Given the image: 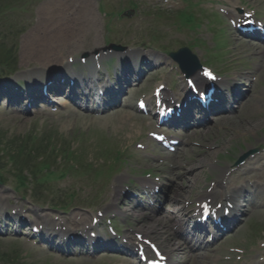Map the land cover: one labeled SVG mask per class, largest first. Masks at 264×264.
I'll return each instance as SVG.
<instances>
[{
	"label": "rangeland",
	"instance_id": "374dc122",
	"mask_svg": "<svg viewBox=\"0 0 264 264\" xmlns=\"http://www.w3.org/2000/svg\"><path fill=\"white\" fill-rule=\"evenodd\" d=\"M53 1L33 0V6L26 14L28 28L20 36V45L17 51L19 75L29 76L28 78L37 75L45 78L47 72L62 68L70 57L74 58L73 68L78 71L79 67L80 69L86 67L80 60L86 57L84 55L91 57L95 49L107 47L110 41L116 45H122L133 53L143 52L150 55L153 53L162 58L164 62L156 68L157 76L146 77L129 90L124 97L122 107L102 115L77 109L67 99L59 102L56 111L47 109L27 114L17 113L7 106L6 101L2 102L0 104V136L10 138L12 140L10 146L13 145L12 147L16 148L17 142L22 143V139L31 131L39 134L44 132L45 139L51 140L54 137L60 138L64 142L69 141L74 149H85L89 162L94 161L95 165H106V162L98 161L95 144L105 142L106 139L110 140L109 142L116 139L118 148L126 150L129 165L125 167V170L117 173L112 180L114 184H117L121 177L127 179L132 177L133 172L141 174L146 170L156 171V173L168 177L173 173L176 175L182 173L181 179L194 178L193 181H195V185L187 190L186 198L206 190L214 183V179L219 177L223 171L222 167L214 169L211 167L212 164H217L215 166L218 167L225 165L233 167V160L238 154H242L248 148L264 145V47L249 46L238 40L231 33L225 22L226 17L220 11V9H228L237 13V9L240 7L248 6L264 14V0H134L137 7L130 6L132 0H56V3ZM189 2L197 4V12L202 13L203 24L196 32L187 30L178 33L176 28L173 31L167 25L168 22L170 25H174L172 20L162 18L158 21L152 15L158 11L161 12V10L174 14L184 9ZM131 8L135 12L130 17L119 16L118 13L131 10ZM202 9L205 11L200 12ZM215 12H218L219 19L224 21H221L218 26L209 23ZM93 21H97L95 29L90 23ZM221 28L224 30L219 33ZM161 29L167 30L168 34L164 32L166 35L163 34L161 42H155L154 40L157 38L152 37L151 32L154 36V32L158 30L160 32ZM217 33L220 38H224L226 46L223 50L215 52L214 48L217 47L215 35L217 36ZM195 38H201L203 41L200 47H194V52L202 62L208 59L207 50L218 55L225 62L221 66L222 68L211 63L216 71L233 76L251 73L253 76L250 86L251 95L246 104L240 106L234 114L221 116L211 120L204 127L189 132L185 143L178 150L176 158L167 157L162 159L164 162H159V159L149 155L155 146H151L149 143L148 132L154 130L156 126L151 123L146 114H140L137 111V99L143 93L151 94L155 84L172 82L177 79V72L169 55L157 49L177 50L179 43L193 44ZM83 40L90 45L85 48L80 47L77 51L75 48L70 49L68 45H65L75 41L80 43ZM170 40L175 42H170ZM66 41L67 43L64 44L63 42ZM94 41L96 44L93 45ZM37 43L39 46L49 43L47 46H51L53 49L50 56H57L58 60L52 58L44 64L42 56L39 55L40 49L38 48L34 52L33 45H37ZM60 44L64 45L59 46ZM111 51L109 56L112 57L111 59L118 58L113 56L121 52L114 49ZM155 51L163 54H158ZM88 58L87 67L91 69L94 63ZM58 63L60 65H57ZM243 81L249 84L247 78ZM137 143L146 144L147 149L138 148ZM261 154L264 156V153ZM186 163H189L190 167L193 164L195 167L199 166L194 175V172H190L191 168L179 169V165ZM180 176H177L176 179L180 180L181 185L184 181L180 179ZM108 181L106 177L102 176L85 177L73 174L65 180H60L59 187L63 191L70 190L81 196L77 205L67 213H55L49 210L44 203L42 205L33 203L30 191L25 192L26 198L24 199L26 200L24 202L26 204L24 202L20 204L22 207L26 205L25 208L33 212L41 211V215L38 212H36L38 216L35 215V219L38 221L51 217H61L62 220L63 217V219L69 220L66 222L68 227L76 228L70 221L72 216L82 211L91 221L92 213L98 207L93 206V201L105 200L109 194ZM241 181H244L243 184L246 185L262 186L258 187L257 203L251 207L242 222L231 233L221 238L219 243L208 251L209 253L206 252L208 254L206 264H264V158L257 163L239 169V173H234L231 176L230 185L238 190L239 185H243ZM15 182L16 180L11 178L9 185L0 186V191L9 198L6 202L11 200L17 204V200L22 197L12 189L17 185ZM185 184H189V182L186 181ZM246 194L249 197L251 195ZM177 197L182 198L179 194ZM126 202L127 205L135 207L130 203V200H126ZM127 205L124 207H129ZM131 207L129 208L134 216H129V218L121 215L122 210H119V217L122 219L124 229L127 232H131V229L145 232L147 227L143 226L141 220L142 218L145 220L150 215ZM79 218L80 216H78ZM141 224L142 226H140ZM171 236L170 231L160 237L164 250H166L164 246H167L171 241ZM171 257L176 262L182 261L181 264H205L201 263L202 259L201 261L194 259L191 261L189 256L181 258L177 252H173ZM214 257L221 260L216 261ZM0 264L127 263L120 256L110 254L95 257L59 256L34 246L26 236L15 233L0 236Z\"/></svg>",
	"mask_w": 264,
	"mask_h": 264
},
{
	"label": "bare ground",
	"instance_id": "6f19581e",
	"mask_svg": "<svg viewBox=\"0 0 264 264\" xmlns=\"http://www.w3.org/2000/svg\"><path fill=\"white\" fill-rule=\"evenodd\" d=\"M53 2H55L56 3V0H54ZM95 20H97L96 18H94ZM91 23V26H92V28L93 29H95V27H96V23H97V21H93V22H90ZM96 41V40H95ZM95 41L93 42V45L94 44H96L95 43ZM64 44L65 43H67V41L66 42H63ZM34 44H36V43H34ZM49 43H44V44H42V45H38V43H37V45H33V49H34V52L39 48L40 50H39V55L40 56H42V60H43V63L44 64H46L48 61H50L52 58L53 59H57L58 60V58H56L54 55H51L50 56V54L53 52V49L51 48V46H47ZM64 44H60L59 46H62V45H64ZM65 45H68L69 46V48L70 49H73V48H75V50L77 51V49L78 48H80V47H82V48H85V47H88L90 44H87V42L85 41V40H83V41H81L80 43L79 42H77V41H75V42H72V43H70V44H65ZM81 48V49H82ZM33 57V56H32ZM94 56H92V58H93ZM66 68H67V65H66ZM128 72L130 73V74H132V72H136L135 70H128ZM138 74H140V75H143V73H140L139 71H138ZM34 78V77H33ZM37 82H38V80L37 79H35L33 82H28V86L31 88V87H36L37 89H38V84H37ZM36 89V90H37ZM39 94H41L40 93V91H38L37 90V92H33L31 95H33L34 96V100H35V96H39ZM23 96H21V97H26L24 94H22ZM114 95L116 96V93H114ZM123 112V111H122ZM121 112V113H122ZM191 169L192 168H194V169H192V170H195V171H197V169L199 168V166H197V167H195L194 165H192L191 167H190ZM223 179H224V177H223ZM222 179V180H223ZM222 183H223V181H222ZM190 184L193 186V185H195L194 184V181L193 180H190ZM224 192L222 193V195H221V198L222 197H225L226 195H228L230 192H228V191H226L225 189L223 190ZM208 193V192H207ZM217 195V194H216ZM240 195V196H239ZM208 197V196H207ZM238 198H240V199H238ZM204 200V199H203ZM235 200L238 202V205H239V207H238V211L241 213V214H243V216L245 215V213H246V210H247V207L246 208H244V206L245 205H253L254 203L252 202L253 201V199H250L249 197H248V195L247 194H243L242 193V191H240V193H237V196L235 197ZM243 201V204H241V202ZM0 202H1V198H0ZM245 202L246 203H248V204H245ZM1 205V204H0ZM110 209H113V205L112 206H110ZM180 209V212L184 209L183 207L182 208H179ZM1 210H3V206H0V211ZM130 211L129 210H127L126 211V213H129ZM175 212L173 211V213L172 214H174ZM158 223V222H157ZM150 226H154V224H150ZM172 243V242H171ZM169 244V250L171 251L172 249H173V246H177L178 247V249L180 250V252L183 254V251L185 250L184 248H183V245L180 243V242H177V241H175V244L174 245H172V244ZM191 257H195V256H191Z\"/></svg>",
	"mask_w": 264,
	"mask_h": 264
},
{
	"label": "snow or ice",
	"instance_id": "6c2138e0",
	"mask_svg": "<svg viewBox=\"0 0 264 264\" xmlns=\"http://www.w3.org/2000/svg\"><path fill=\"white\" fill-rule=\"evenodd\" d=\"M206 75L211 76V73H206ZM213 79H215V77H212ZM189 84L192 85L193 88H195V84L192 83V81H189Z\"/></svg>",
	"mask_w": 264,
	"mask_h": 264
},
{
	"label": "trees",
	"instance_id": "16d2710c",
	"mask_svg": "<svg viewBox=\"0 0 264 264\" xmlns=\"http://www.w3.org/2000/svg\"><path fill=\"white\" fill-rule=\"evenodd\" d=\"M22 150H23V149H22ZM16 155H17V154H16ZM17 157L20 158L21 155H18ZM29 159H30V158H29ZM19 162H20V160L16 159V162H15V163H16L17 165L19 164Z\"/></svg>",
	"mask_w": 264,
	"mask_h": 264
},
{
	"label": "water",
	"instance_id": "95a60500",
	"mask_svg": "<svg viewBox=\"0 0 264 264\" xmlns=\"http://www.w3.org/2000/svg\"><path fill=\"white\" fill-rule=\"evenodd\" d=\"M178 57H179V59H180V60H182V59H183V57H182V54H180Z\"/></svg>",
	"mask_w": 264,
	"mask_h": 264
}]
</instances>
